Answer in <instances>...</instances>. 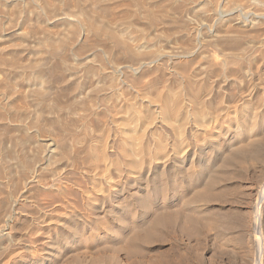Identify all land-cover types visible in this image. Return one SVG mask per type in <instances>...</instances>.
I'll use <instances>...</instances> for the list:
<instances>
[{
	"label": "rangeland",
	"instance_id": "374dc122",
	"mask_svg": "<svg viewBox=\"0 0 264 264\" xmlns=\"http://www.w3.org/2000/svg\"><path fill=\"white\" fill-rule=\"evenodd\" d=\"M186 91L205 95L201 115ZM263 133L264 0H0V264H252L264 160L222 168L206 201L191 194ZM139 141L166 154L146 175L124 157ZM175 146L183 164L166 159ZM164 208L214 223L171 224L141 256L97 248Z\"/></svg>",
	"mask_w": 264,
	"mask_h": 264
},
{
	"label": "bare ground",
	"instance_id": "6f19581e",
	"mask_svg": "<svg viewBox=\"0 0 264 264\" xmlns=\"http://www.w3.org/2000/svg\"><path fill=\"white\" fill-rule=\"evenodd\" d=\"M238 3V2H237ZM239 4V3H238ZM258 4V3H257ZM243 5V4H242ZM240 6V5H238ZM247 6V5H246ZM246 6H242L243 9L244 7L246 8ZM254 6V5H253ZM242 10V9H241ZM242 12V11H241ZM262 13V12H261ZM255 15V14H254ZM258 16V15H257ZM256 17V16H255ZM260 17V16H259ZM257 20V18H255ZM237 21V20H236ZM252 21V20H251ZM254 21V20H253ZM258 21V20H257ZM255 21V22H257ZM253 22V23H255ZM259 22V21H258ZM257 22V23H258ZM255 25V24H254ZM217 47V46H216ZM243 49V48H242ZM226 52V51H225ZM232 52V51H231ZM234 52V51H233ZM231 54V53H230ZM230 56V55H229ZM200 68V67H199ZM181 75V73H180ZM230 78V77H229ZM142 79V78H141ZM137 86V85H136ZM186 86V85H185ZM186 88V87H185ZM191 89V88H190ZM187 90V89H186ZM197 92V90L195 91ZM193 93L192 91V94L190 93H186L187 94H190L189 95V99L190 101L192 102V106H191V110L192 112H194L193 115H196V114H200L201 111L204 107L202 106V103H203V97H205V95L202 97V99L198 96L197 93ZM206 92V91H205ZM209 93V92H208ZM172 94H175V93H170L168 94L167 96V101H173L174 100V96H176V94L173 96ZM178 96V95H177ZM188 96V95H187ZM208 96V95H207ZM183 97V96H182ZM209 97V96H208ZM207 97V98H208ZM187 99V100H189ZM178 100V98L176 99V101ZM150 101V100H149ZM128 102V101H127ZM155 102V101H154ZM190 102V103H191ZM202 102V103H201ZM224 102V101H223ZM150 103V102H149ZM177 103V102H176ZM175 103V104H176ZM187 103V102H186ZM189 103V104H190ZM199 103H201V108H199ZM169 102H166L165 103V106H164V113L167 115L169 114V111H170V107H169ZM173 104V103H172ZM182 105V104H181ZM173 106V105H172ZM179 106V105H178ZM206 106V105H205ZM198 108L200 109L199 112H198ZM210 109V108H209ZM177 111V109H176ZM203 111V110H202ZM213 111V110H212ZM255 111V110H254ZM253 111V113H254ZM189 112V111H187ZM189 112V114H190ZM209 112V111H208ZM220 112V111H219ZM251 112V111H250ZM252 113V114H253ZM133 114V113H132ZM137 114V113H136ZM135 114V115H136ZM186 114V113H185ZM187 115V114H186ZM185 115V117H186ZM201 115V114H200ZM199 115V116H200ZM208 115V114H207ZM210 115V114H209ZM190 116V115H189ZM197 116V115H196ZM195 116V117H196ZM198 116V117H199ZM214 116V115H213ZM129 117V116H128ZM203 117V116H202ZM253 117V116H252ZM251 119V118H250ZM186 120H188V117L186 118ZM191 121V120H190ZM166 122V121H165ZM181 122V121H180ZM169 123V122H168ZM200 123V122H199ZM202 123V122H201ZM173 124V123H172ZM179 124V123H178ZM209 125V123H208ZM176 126V125H175ZM178 126V125H177ZM200 127V126H199ZM207 127V126H205ZM177 128V127H176ZM142 129V128H141ZM174 129V128H173ZM208 129V128H207ZM180 130V129H179ZM263 131V130H262ZM177 132V131H176ZM127 136V135H126ZM260 138V140H256V141H253V140H246L245 141H242V142H239V145L236 146V147H233L229 150L230 152H228L226 154V156L224 158H221V162L219 164H215L210 166L208 169H206V178L207 180H205L202 184V188L201 189H194L191 196H192V199H195V200H208L210 197H213V186L215 183H217L219 177H220V174L222 172V168H228L227 166L231 165L232 163H235V162H238L240 161L241 159L245 158V157H249V158H257V159H260V160H264V133ZM179 137V136H178ZM179 139V138H178ZM253 139H256L255 137ZM134 141V140H133ZM136 142V141H135ZM140 142V141H139ZM263 142V144H262ZM127 144V143H126ZM130 146V143L128 144ZM138 147L134 148L132 147V145L130 147L131 150L130 151H124L125 152V156L126 157V160H127V163H128V166L129 168L132 170V169H138V168H141V167H145V171H144V175H146L148 173V167L150 165V163L153 162V160H159L161 158L164 157V155H160L159 154V151L157 150V152H154V153H151V150L147 144L146 141H142L140 142V144H137ZM122 146V145H121ZM128 146V147H129ZM173 146V145H172ZM178 147V146H177ZM156 148V147H155ZM230 148V147H229ZM228 148V149H229ZM130 149V148H129ZM184 150V149H183ZM173 152V154H168L166 157V159L169 160V162L171 163H181L183 164L184 161L188 159V157H176L175 155H178L176 154V146H175V149L172 148L171 150ZM228 151V150H227ZM162 152V151H160ZM167 152V151H166ZM165 153V152H163ZM169 153V152H168ZM225 153V152H224ZM162 154V153H161ZM174 155V156H173ZM165 159V157H164ZM104 161V160H103ZM175 165V164H173ZM163 166V165H162ZM157 167V166H156ZM157 169V168H156ZM222 169V170H221ZM225 172V171H223ZM188 176L189 174V170H188V167L187 165L186 166H183L181 167V170H180V175H182V177L184 178L185 176ZM223 174V173H222ZM221 174V175H222ZM225 174V173H224ZM143 175V176H144ZM226 175V174H225ZM222 177V176H221ZM220 177V178H221ZM225 177V176H224ZM143 178V177H142ZM186 178V177H185ZM190 178V177H189ZM222 179V178H221ZM219 182V181H218ZM156 184V183H155ZM200 187V186H199ZM170 190H173V188H171ZM65 193V192H64ZM260 193V192H259ZM262 194V198L264 197V183L262 185V188H261V193ZM187 196V195H186ZM260 196V195H259ZM260 200V199H259ZM191 201V198L190 200L187 199L185 200V203L184 204H187ZM177 209V208H176ZM181 210V209H180ZM186 210V209H185ZM222 211V210H221ZM211 213V212H210ZM150 214V213H149ZM212 214H209L208 212L204 211V212H193L192 210H187L185 213L182 214L181 211L179 210H172V209H168V208H164V209H154L153 212L150 214V216L147 218V220H145L143 223H136L135 225H131V226H128V222L129 221H126L125 222L123 220L120 221V227L119 228H113L111 229V231L107 232L108 234H110L111 232L113 233L114 235V239L115 241L114 242H106V243H101L100 246L102 247H99L97 246V248L100 250H103L104 248H108L109 250H113V251H124V255L125 256H131V255H143V254H146V252L149 251V249L147 251H145V248L147 245H150L151 243L153 242H156L157 240H160V241H164V238L166 237L163 233L165 230H167V226H170L171 224H174V223H177L180 227V229L182 230H185L187 232H190V233H197L201 232V230L203 231L205 228L207 227H211L212 224L214 223L213 222V219H212ZM67 216V215H66ZM78 216V215H77ZM99 216V215H98ZM96 216V218L98 217ZM215 217V216H213ZM95 218V217H94ZM256 218V217H255ZM81 219V218H80ZM90 219V218H89ZM216 219V218H214ZM258 219V218H257ZM256 219V220H257ZM97 220V219H96ZM130 220V219H129ZM68 221V220H67ZM87 221V220H86ZM90 221L89 223H92L91 221L92 220H88ZM219 221V220H217ZM261 221V220H260ZM254 223H255V220H254ZM259 224V223H258ZM118 225V224H117ZM262 225H264V223L262 224V221L260 222V224L258 225L257 227V231L260 232V235L259 236H262V232H263V229H262ZM64 226V224H63ZM124 226H127V229H122L121 230V227H124ZM176 226V225H175ZM73 227V226H72ZM90 227V226H89ZM92 228V227H91ZM171 228V227H170ZM59 229V228H58ZM254 229V227H253ZM168 231V230H167ZM256 233V232H255ZM254 233V234H255ZM259 234V233H258ZM231 236V235H230ZM255 240L251 242V244L255 245V241L257 240V237L255 236L254 237ZM99 239V238H98ZM253 239V238H252ZM259 239V237H258ZM262 241V240H261ZM260 241V242H261ZM45 242V241H44ZM244 242V241H243ZM259 240H257V243H260ZM261 244V243H260ZM256 246V245H255ZM149 247V246H148ZM223 247V246H222ZM247 247H251V246H247ZM254 248V247H252ZM95 249V248H94ZM249 249V248H248ZM251 249V248H250ZM263 247L261 246H257V248H255V254L253 255V258H251L252 260V264H263V259H262V252H263ZM112 251V252H113ZM152 251V250H151ZM246 251V250H244ZM254 251V250H253ZM48 252V251H47ZM81 252V251H80ZM251 252V251H249ZM85 253V252H84ZM149 253H151L149 251ZM147 253V255L149 254ZM253 253V252H252ZM105 255V254H103ZM109 256V255H108ZM157 256V255H156ZM155 256V257H156ZM160 256V255H158ZM110 257V256H109ZM164 258V257H163ZM111 260V259H109ZM163 259H157L155 261H150L151 263L150 264H163ZM97 262L96 264H99L98 261H95ZM112 262V261H111ZM149 262V261H148ZM250 262V260H248V263ZM95 264V263H94ZM149 264V263H148Z\"/></svg>",
	"mask_w": 264,
	"mask_h": 264
}]
</instances>
